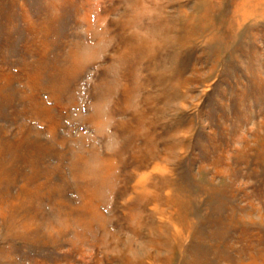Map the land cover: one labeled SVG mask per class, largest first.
Instances as JSON below:
<instances>
[{
  "label": "rangeland",
  "instance_id": "374dc122",
  "mask_svg": "<svg viewBox=\"0 0 264 264\" xmlns=\"http://www.w3.org/2000/svg\"><path fill=\"white\" fill-rule=\"evenodd\" d=\"M0 264H264V0H0Z\"/></svg>",
  "mask_w": 264,
  "mask_h": 264
}]
</instances>
